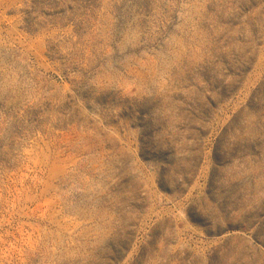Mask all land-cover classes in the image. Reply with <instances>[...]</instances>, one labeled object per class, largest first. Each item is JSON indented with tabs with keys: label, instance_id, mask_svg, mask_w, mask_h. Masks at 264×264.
<instances>
[{
	"label": "rangeland",
	"instance_id": "374dc122",
	"mask_svg": "<svg viewBox=\"0 0 264 264\" xmlns=\"http://www.w3.org/2000/svg\"><path fill=\"white\" fill-rule=\"evenodd\" d=\"M0 264H264V0H0Z\"/></svg>",
	"mask_w": 264,
	"mask_h": 264
}]
</instances>
